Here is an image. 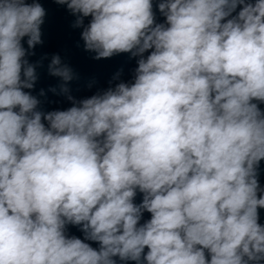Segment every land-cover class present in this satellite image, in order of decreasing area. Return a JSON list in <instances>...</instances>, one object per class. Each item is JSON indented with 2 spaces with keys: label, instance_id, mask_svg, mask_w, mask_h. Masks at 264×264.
I'll return each mask as SVG.
<instances>
[{
  "label": "clouds",
  "instance_id": "obj_1",
  "mask_svg": "<svg viewBox=\"0 0 264 264\" xmlns=\"http://www.w3.org/2000/svg\"><path fill=\"white\" fill-rule=\"evenodd\" d=\"M55 2L94 59L140 58L134 82L45 113L25 89L46 10L0 0V264H262L264 0H160L165 23L153 0ZM48 71L68 94L73 70Z\"/></svg>",
  "mask_w": 264,
  "mask_h": 264
}]
</instances>
